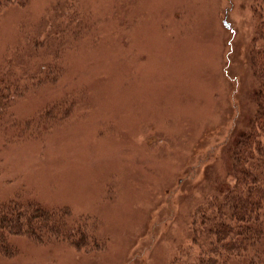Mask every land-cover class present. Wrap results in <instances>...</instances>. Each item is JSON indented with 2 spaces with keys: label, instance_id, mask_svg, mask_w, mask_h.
<instances>
[{
  "label": "rangeland",
  "instance_id": "rangeland-1",
  "mask_svg": "<svg viewBox=\"0 0 264 264\" xmlns=\"http://www.w3.org/2000/svg\"><path fill=\"white\" fill-rule=\"evenodd\" d=\"M256 20L252 0H4L0 75L21 73L25 35L50 33L0 129V199L93 217L100 245L13 236L0 264H174L186 248L191 263L189 209L229 180L254 109Z\"/></svg>",
  "mask_w": 264,
  "mask_h": 264
},
{
  "label": "trees",
  "instance_id": "trees-1",
  "mask_svg": "<svg viewBox=\"0 0 264 264\" xmlns=\"http://www.w3.org/2000/svg\"><path fill=\"white\" fill-rule=\"evenodd\" d=\"M3 2L0 0V10ZM252 2L257 20L247 56L255 79L251 100L254 109L248 124L236 139H231L226 150L225 173L229 180L218 178L223 184H213L189 209V236L192 244L199 247L189 264H264V0ZM37 30L24 36L23 51L15 49L21 73L0 75V129L10 119L13 126L17 123V117L12 118V108L27 87L17 81L32 78L26 63L48 48L50 31L39 39L43 29ZM52 51L54 60L59 59V49ZM42 68L41 64L37 66L38 70ZM53 107L55 104L45 107L42 113H50ZM96 228L93 217L73 214L67 208H46L37 201L18 197L0 199V257L12 258L18 253L13 236H24L38 244L65 241L77 250L98 248ZM182 256L188 258L183 261ZM188 259L190 251L186 248L175 257L174 264H187Z\"/></svg>",
  "mask_w": 264,
  "mask_h": 264
},
{
  "label": "water",
  "instance_id": "water-1",
  "mask_svg": "<svg viewBox=\"0 0 264 264\" xmlns=\"http://www.w3.org/2000/svg\"><path fill=\"white\" fill-rule=\"evenodd\" d=\"M224 23L226 24V26H229V22H227L226 20H224Z\"/></svg>",
  "mask_w": 264,
  "mask_h": 264
}]
</instances>
